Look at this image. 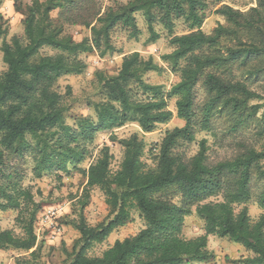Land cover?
<instances>
[{
	"label": "trees",
	"instance_id": "1",
	"mask_svg": "<svg viewBox=\"0 0 264 264\" xmlns=\"http://www.w3.org/2000/svg\"><path fill=\"white\" fill-rule=\"evenodd\" d=\"M223 2L128 0L103 13L100 8H90V0H31L27 4L25 36L3 41L7 69L0 74V211L17 212L16 223L21 229L20 234L0 232V250L30 253L16 264H41L42 244L36 234L40 206L10 164L27 152L38 178L44 173L73 170L87 178L78 202L81 213L73 223L79 238L65 264L208 263L214 258L208 249L210 236L228 239L253 255L240 264H264V216L255 221L247 208L255 197L253 175L264 176L260 171L264 146L257 150L243 144L233 159L219 162L210 160L206 141L189 160L179 153L198 133L215 132L216 117L230 118L231 133H235L264 106L252 104L264 102V95L250 86L259 84L264 90V0H257L256 7L245 12L221 5ZM212 3L221 5L215 14L227 25L206 34L201 27ZM56 10L60 11L58 20L51 16ZM139 13L153 41L158 37L156 23L168 31L173 30L175 18L188 23L191 32L174 37V52L165 57L180 74V81L170 89L150 84L145 76L160 68L138 52L126 55L115 75L98 73L103 97L94 107L96 118L73 116L74 126L69 125L70 107L59 92L58 82L85 72L84 54L98 52L105 57L114 53L111 34L116 28H125L137 38ZM67 25L85 27L90 34L76 41L66 32ZM45 49L53 54H44ZM199 86L206 93L202 104L196 101ZM172 101L176 117L185 125L168 131L156 146L154 166L144 161L146 143L133 135L119 142L124 155L117 171L112 170L108 147L88 168L82 167L98 133H114L130 123L152 133L175 117L170 109ZM94 188L103 192L109 209L108 221L96 227L89 226L82 214ZM218 197L221 201H210ZM258 205L264 209V192ZM133 212L139 213L145 228L116 241L100 257H90L89 250L95 244L132 222ZM193 214L204 222L205 235L186 239L185 220Z\"/></svg>",
	"mask_w": 264,
	"mask_h": 264
},
{
	"label": "rangeland",
	"instance_id": "2",
	"mask_svg": "<svg viewBox=\"0 0 264 264\" xmlns=\"http://www.w3.org/2000/svg\"><path fill=\"white\" fill-rule=\"evenodd\" d=\"M31 0H2L0 5V74L7 67L3 62L2 45L3 41H11L13 37L24 38V19L27 12V4ZM44 2L46 0H40ZM90 8L101 9L102 13L109 7L115 5H125L128 0H90ZM257 0H224L221 5H229L235 9L245 12L251 7H256ZM221 5L211 4L206 13V19L201 30L206 34H211L219 25H227L225 19L215 14ZM59 10L54 11L51 16L58 20ZM137 25L140 34L137 38L131 36V32L125 28L118 27L111 34V42L115 52L105 57L98 52L84 54L81 58L86 63L87 68L81 75H71L62 78L58 82L59 92L65 96L67 105L70 107L67 123L74 126L71 117L82 116L95 119L94 107L102 100L101 88L99 86L98 73L112 76L119 70L123 57L138 52L145 60L151 59L160 68L159 72H150L145 76V80L153 85H163L170 89L180 81V74L175 72L165 61V57L174 52L172 40L176 36L186 35L191 32L188 23L184 18H175L172 31H168L161 23L154 25L158 37L152 40L148 24L141 13L136 15ZM66 32L76 41H81L89 35V31L82 26H66ZM44 54H53L49 49L43 50ZM251 88L264 95V90L259 84H251ZM69 88V90H68ZM206 93L199 86L196 89V101L202 104L205 101ZM264 102H253L252 104H263ZM170 109L175 117L167 124L158 126L152 133H144L137 124H127L123 128L117 129L114 133H98L94 142L89 145L90 156L82 164L83 168L95 162L101 151L108 147L112 159V170L117 171L123 160L124 150L119 142L129 139L133 135L139 136L147 147L144 161L154 166V157L158 154L159 146L166 133L175 128H182L185 121L176 117L175 101L170 103ZM215 132H200L192 143L184 144L180 149L186 160H189L200 151V144L206 141L207 153L212 162L233 159L240 151L241 145L246 144L257 150L264 146V106L259 112L249 117L243 126L235 133H231L233 123L225 115L216 117ZM12 169L22 177V184L29 188L34 195L40 210L37 215L36 234L41 245V264H65L66 259L72 253L75 243L79 238V233L74 228V221L78 219L81 197L84 195L87 185V178L79 171L73 170L70 173L54 171L44 173L40 178L33 173L35 163L30 153L27 152L23 158H13L11 160ZM260 171L264 172V161L260 163ZM252 188L255 197L247 205L253 220H258L264 216V209L258 205L259 198L264 192V176L255 173L252 179ZM210 201H221V198H212ZM238 208L237 210H241ZM82 214L89 226L96 227L105 223L109 219V209L105 202V196L100 189L91 190V199ZM18 213L15 211H0V232L14 230L21 233L19 225L16 223ZM145 228V222L139 213L133 212V220L124 227L115 230L109 238L101 243L95 244L89 250L90 257H100L107 249L112 247L118 240L137 235ZM205 235V225L196 214L187 217L183 228V236L186 239H194ZM208 249L214 258L208 263L195 264H240L247 258L253 257L243 246L235 244L228 239H221L215 236L208 238ZM27 252L15 249L0 250V264H16L18 260L29 258Z\"/></svg>",
	"mask_w": 264,
	"mask_h": 264
}]
</instances>
